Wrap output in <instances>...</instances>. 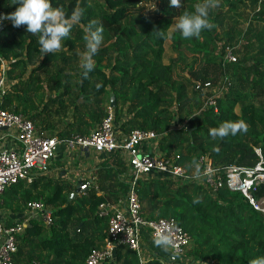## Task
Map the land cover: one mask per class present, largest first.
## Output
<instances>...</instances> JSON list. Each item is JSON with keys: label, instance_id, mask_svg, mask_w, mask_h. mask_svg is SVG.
I'll list each match as a JSON object with an SVG mask.
<instances>
[{"label": "trees", "instance_id": "obj_1", "mask_svg": "<svg viewBox=\"0 0 264 264\" xmlns=\"http://www.w3.org/2000/svg\"><path fill=\"white\" fill-rule=\"evenodd\" d=\"M202 0H51L71 14L81 7V24L62 42L60 52L41 58L38 36L26 26L2 21L0 68L7 61L9 89L4 107L24 113L36 126L57 130L61 138L88 134L108 115L111 95L115 126L125 135L136 128L154 130L160 137L157 152L175 156L188 167L202 156L224 172L230 165L253 166L264 156V0H220L210 10L215 25L199 38L184 39L170 27L174 17L194 11ZM0 0V15L15 10ZM103 27V43L93 57L95 68L83 78L79 67L85 51L83 27L90 21ZM163 30L165 36L154 31ZM171 39L177 54L165 61ZM227 48L237 56L228 61ZM178 57V58H177ZM211 81L226 88L217 98L218 109L205 107L197 82ZM243 120L247 133L212 140L209 130L224 121ZM218 148L219 151H214ZM152 149V148H151ZM154 151V149H152ZM104 154V153H103ZM129 164L120 151L104 154L96 165L98 187L71 197L76 185L65 176L38 174L32 182L10 185L3 206L24 212L30 200H43L54 220L32 218L17 234L16 264H84L108 235V217L99 214L105 200L126 196L131 188ZM135 189L147 218L174 217L193 237L189 254L208 264H249L264 257V212L254 208L240 191L213 189L203 180H186L156 173L136 181ZM264 196V186L254 190ZM199 202H195L196 200ZM51 206V207H50ZM16 221L7 219V225ZM142 256L126 244L108 264H141ZM145 264H165L155 253Z\"/></svg>", "mask_w": 264, "mask_h": 264}, {"label": "built area", "instance_id": "obj_2", "mask_svg": "<svg viewBox=\"0 0 264 264\" xmlns=\"http://www.w3.org/2000/svg\"><path fill=\"white\" fill-rule=\"evenodd\" d=\"M225 57L228 61L237 60L230 48H227ZM8 64L2 60L0 68V208L4 203L5 191L10 185L21 180L32 182L38 174H49L60 146L76 148L83 155H88L91 150L96 154L120 151L129 164L131 188L126 196L100 203L99 214L109 220L108 235L103 245L94 250L84 264H108L116 258L117 250L122 244L138 251L145 264L147 258L142 251V239L145 235L153 239L154 235L161 232H171L180 252L192 244V235L174 217L147 218L135 189L139 178L156 173L194 180V171L177 164L175 156H166L152 150L157 148L160 137L156 131L136 128L129 135L123 134L115 126L113 108L109 106L108 115L88 134H77L70 138H61L57 133L51 134L38 128L24 113L15 108L4 107L5 95L9 89L6 74ZM195 87L203 92L205 107L217 110V98L226 86H214L211 81H207L197 82ZM9 142L12 144L9 145ZM255 150L259 155V161L255 165L233 164L224 172L214 166L210 158L202 156L200 162L204 166L201 170L206 174L200 180L208 183L215 192L223 186L240 191L255 209L264 212V196L258 199L253 195L254 190L264 186V156L260 148ZM95 180L92 175L81 178L77 183L80 188L77 194L88 191ZM25 212V219L11 226L0 216V264H16L14 254L17 252V234L24 230L32 218L45 224H51L54 220L52 210L43 200L28 201ZM26 264L39 262L32 260Z\"/></svg>", "mask_w": 264, "mask_h": 264}, {"label": "clouds", "instance_id": "obj_3", "mask_svg": "<svg viewBox=\"0 0 264 264\" xmlns=\"http://www.w3.org/2000/svg\"><path fill=\"white\" fill-rule=\"evenodd\" d=\"M10 5H15V10L0 15V22L11 21L14 27L26 26L27 33L38 36L39 51L41 58L53 52H60L62 42L69 37L72 28L81 24L84 9L76 7L71 14L63 8L53 7L51 0H10ZM170 6L181 7V0H170ZM220 6V0H202L194 5V11L183 12L174 17V23L170 26L180 33L182 38H199L205 29L211 30L215 25L209 20L210 10ZM85 43V51L81 55L79 67L82 69V77L88 78L89 73L95 68L93 57L97 54L103 43V27L92 20L86 26H82ZM158 36L164 37L163 30L154 31ZM248 125L245 121H224L218 127L209 130L212 140H224L238 133H247ZM214 151H219L214 148ZM188 167L194 169L192 179L200 180L206 173L201 170L199 162L193 158ZM195 202H199L197 199ZM155 247L170 254L171 260L175 261L180 256V251L171 232H161L153 237ZM143 264V260H141ZM249 264H264V257L252 259Z\"/></svg>", "mask_w": 264, "mask_h": 264}, {"label": "crops", "instance_id": "obj_4", "mask_svg": "<svg viewBox=\"0 0 264 264\" xmlns=\"http://www.w3.org/2000/svg\"><path fill=\"white\" fill-rule=\"evenodd\" d=\"M45 130L51 134L57 132L56 129L52 130V132L48 131V129ZM9 143H10L9 145L12 144L11 142ZM77 151L78 150L76 148H70L67 145L60 146L58 149L57 156L53 160V163L51 165L49 175L52 177L65 176V178H70V180H72L73 184H75L76 186H78L77 183L81 180V178H85L86 176L92 175L96 178L94 185L98 187L99 193H103L102 189L99 188V183H97L98 174L96 173L95 170L96 165L100 160L99 159L100 155L95 154L97 160H93L92 162H89L86 159L80 158V156H78ZM154 151L155 153L157 152L156 150ZM104 154L102 153L101 155L104 156ZM70 163H75L76 165L73 166ZM3 209H4L3 207L0 208V216L2 217V219L6 221L8 218H12L16 222H18L20 220H24L25 215L27 214L25 211L19 213V212H13L9 209H8V213L6 214L5 212H3ZM144 238L149 239L147 235H145ZM151 247L152 248L147 254L150 255L155 253L157 256L163 259L165 264H208L207 262H201L195 260L185 250H182L180 252V256L175 261H173L170 258V254L163 252L161 249L155 247L154 245H152Z\"/></svg>", "mask_w": 264, "mask_h": 264}, {"label": "rangeland", "instance_id": "obj_5", "mask_svg": "<svg viewBox=\"0 0 264 264\" xmlns=\"http://www.w3.org/2000/svg\"><path fill=\"white\" fill-rule=\"evenodd\" d=\"M173 30H174V28L172 27L169 33H171ZM165 49H166V51H165V61L166 62L170 61L171 58H173V57L175 58L177 56V54L173 52L170 38L165 43ZM42 129H44V128H42ZM48 131L52 132V130H48ZM12 140L14 141V139H12ZM3 141H5V140H3ZM77 152H78V156H80V158L86 159L89 162H92L93 160H97V158L95 157L96 152L94 150H91L89 155H83L79 151H77ZM97 155H100V158H99L100 160L99 161H101L103 156L101 155V153H98ZM70 164H72L73 166L76 165L75 163H70ZM49 173H50V171H49ZM86 177H90V176H86ZM66 179H67L68 182L73 183L72 180H70V178H66ZM2 207L4 208L3 212H5L7 214L8 213V208L5 207V206H2ZM152 245H154L152 238L147 239V238L143 237L141 246H142V251H143V254L145 255L144 256L145 258H148V254L147 253H149L150 249L152 248L151 247ZM192 245H193V242H192L191 245L185 247L183 250H185L189 254V251L192 248Z\"/></svg>", "mask_w": 264, "mask_h": 264}, {"label": "water", "instance_id": "obj_6", "mask_svg": "<svg viewBox=\"0 0 264 264\" xmlns=\"http://www.w3.org/2000/svg\"><path fill=\"white\" fill-rule=\"evenodd\" d=\"M3 27H4V25L0 24V31L2 30ZM115 105H116V97H115L114 94H112L111 95V105L110 106L113 108V107H115ZM79 189H80L79 186H77L76 190L74 192H72L71 197L76 196L77 193L79 192Z\"/></svg>", "mask_w": 264, "mask_h": 264}]
</instances>
